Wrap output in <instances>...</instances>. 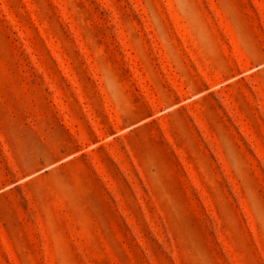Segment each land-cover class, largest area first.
<instances>
[{
    "label": "rangeland",
    "instance_id": "1",
    "mask_svg": "<svg viewBox=\"0 0 264 264\" xmlns=\"http://www.w3.org/2000/svg\"><path fill=\"white\" fill-rule=\"evenodd\" d=\"M0 264H264V0H0Z\"/></svg>",
    "mask_w": 264,
    "mask_h": 264
}]
</instances>
